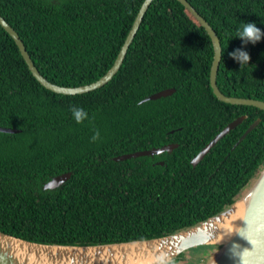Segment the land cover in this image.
Instances as JSON below:
<instances>
[{
  "label": "trees",
  "instance_id": "obj_1",
  "mask_svg": "<svg viewBox=\"0 0 264 264\" xmlns=\"http://www.w3.org/2000/svg\"><path fill=\"white\" fill-rule=\"evenodd\" d=\"M144 1L0 0V16L48 81L75 88L111 70ZM188 1L221 41L220 90L264 102V37L255 45L236 38L242 23L264 32V0ZM238 48L248 65L231 58ZM213 60L212 40L194 16L177 0H154L113 79L67 96L36 80L0 25V127L18 131L0 132V231L42 244L112 245L173 235L228 210L264 169V111L220 101L210 84ZM168 89L176 92L149 100ZM73 107L87 112L83 123ZM171 144L179 145L172 153L115 160ZM68 173L59 188H44ZM212 247L219 246L203 247L199 264Z\"/></svg>",
  "mask_w": 264,
  "mask_h": 264
},
{
  "label": "water",
  "instance_id": "obj_2",
  "mask_svg": "<svg viewBox=\"0 0 264 264\" xmlns=\"http://www.w3.org/2000/svg\"><path fill=\"white\" fill-rule=\"evenodd\" d=\"M154 0H145L142 4L137 17L134 21V24L126 38V41L117 57L116 62L114 63L111 70L100 80H98L95 83H92L90 85L82 86V87H61L56 84L51 83L48 81L38 70L36 65L34 64L32 57L30 56L24 42L20 38L17 31L2 17L0 16V25L11 35V37L14 39L16 44L18 45L20 52L28 65L32 75L36 78V80L44 86L46 89L57 93L61 95H82L86 94L92 91H95L99 88H102L107 83H109L113 77L117 74V72L120 70L121 66L123 65V62L126 58V55L128 54L129 48L131 47L137 32L139 31L142 22L144 20V17L146 13L148 12L152 2ZM180 2L193 16L194 18L200 23V25L206 30V32L209 34L213 47H214V60H213V66L210 74V84L211 88L213 90V93L215 96L218 97V99L226 104L230 105H236V106H249V107H255L259 110L264 111V102L260 100L255 99H247V98H236V97H229L225 95L220 88L218 87L217 83V77L222 61V45L221 41L216 33V31L212 28V26L207 22V20L192 6V4L188 0H177ZM175 89H168L165 91H161L149 98V100H158L163 97H169L172 96L175 93ZM246 119V116H242L236 120H234L232 123H230L227 127L223 129V131L218 134L193 160L192 165L196 167L205 157L206 155L211 151L212 148L216 146V144L223 139L228 133L235 130L238 126H240L243 121ZM260 119H258L255 123H253L249 129L246 131V133L243 135V137L240 139L238 145L245 140V138L260 124ZM0 132L3 133H17V130H12L8 128H2L0 127ZM237 145V146H238ZM179 147L178 144H171L166 145L161 148H154L147 151H140L136 153H131L127 155H123L120 157L115 158L116 161H123L131 158H137V157H143V156H151L154 157L156 155H161L165 152L172 153L175 149ZM164 165V163H160ZM71 174H65L62 176H58L54 179H52L50 182H48L45 185V189L54 190L62 186L67 180H69ZM239 202H245L246 204V211L244 213V216L242 218V221L240 223L239 229L236 231V233L233 235V237L236 236L238 232L243 231L247 234L249 239H254L257 234L264 233V169L255 181V183L252 185V187L248 190V192L240 198L238 201H236L228 210L225 212L212 217L208 219L205 222H202L194 227H191L187 230L181 231L179 233L169 235L162 238H155L147 241H135V242H128V243H121V244H112V245H99V246H67V245H50V244H42V243H36V242H30L6 233H3L0 231V237L2 238H9L12 240H15L17 242H22L27 244L28 247L37 250L38 249H50V250H83V251H93V250H102V249H110V248H116V247H123V246H131V245H138V244H148L152 242H162V241H170V246L167 247L163 252L159 254V256H156L157 258H164L163 261L155 262L153 264H170L177 260L181 256V259L178 260L175 264H182V257H188L189 253L192 252V250L204 247V246H219V250L213 255L211 260L207 264H237V261L232 259V257L229 254L228 248L229 244L228 241L224 243H216L214 241V236L217 234V232H214L210 225L211 223L220 218L221 216L228 213L237 203ZM231 237V239L233 238ZM230 239V240H231ZM240 243H243V241H240ZM48 252V251H45ZM236 255H241L239 249L234 250ZM244 259L249 261V264H264V249H261L257 251L255 247L248 249L245 248L244 252ZM45 262H35L32 261L33 264H52V262L48 263V259L44 257ZM70 263L68 264H104L103 262L100 263L99 261L97 263H94L93 261L88 262L87 260H83V257L78 255L77 257L69 259ZM134 261L132 259H120L116 262L110 261L108 264H133ZM0 264H15L14 260L6 255L0 254ZM61 264H63L61 262Z\"/></svg>",
  "mask_w": 264,
  "mask_h": 264
},
{
  "label": "bare ground",
  "instance_id": "obj_3",
  "mask_svg": "<svg viewBox=\"0 0 264 264\" xmlns=\"http://www.w3.org/2000/svg\"><path fill=\"white\" fill-rule=\"evenodd\" d=\"M246 211L245 202L237 203L228 213L214 220L210 228L217 232L214 236L216 243H224L233 237L240 227V223ZM170 246V241L152 242L148 244H138L131 246L116 247L110 249L83 251V250H50L38 249L34 250L22 242H17L9 238L0 237V254L12 258L15 264H33L35 262H45L44 257L48 259V263L52 264H68L69 259L83 257L88 262L108 264L110 261L116 262L120 259H132L133 264H153L165 259L157 258L161 252ZM48 251V252H45ZM51 264V263H50Z\"/></svg>",
  "mask_w": 264,
  "mask_h": 264
},
{
  "label": "clouds",
  "instance_id": "obj_4",
  "mask_svg": "<svg viewBox=\"0 0 264 264\" xmlns=\"http://www.w3.org/2000/svg\"><path fill=\"white\" fill-rule=\"evenodd\" d=\"M262 37H264V32L255 25V23H242V29L238 30L236 38H239L244 45L251 43L255 45L258 43ZM231 58L240 64V66L248 65L250 61V55L243 51L242 49H236L231 54ZM73 118L77 124L83 123L84 120L88 118L87 112L82 108L73 107L72 108ZM99 131H96L92 137V141L95 142L99 139ZM243 241V243H240ZM229 244V254L237 261V264H249V261L244 259L245 248L251 249L255 247L257 251L264 249V233H259L254 239H249L246 233L243 231L238 232L235 237L228 241ZM239 249L241 255H236L234 250Z\"/></svg>",
  "mask_w": 264,
  "mask_h": 264
},
{
  "label": "rangeland",
  "instance_id": "obj_5",
  "mask_svg": "<svg viewBox=\"0 0 264 264\" xmlns=\"http://www.w3.org/2000/svg\"><path fill=\"white\" fill-rule=\"evenodd\" d=\"M262 171H263V170H262ZM251 187H252V186H251ZM251 187H250V188H251ZM247 192H248V191H247ZM247 192H246V193H247ZM219 248H220V247H212L211 250H212L213 253L215 254V253L219 250ZM197 249H198V252H197ZM194 252H195L196 255H195L193 261H195V264H199V263H198V259L201 260L202 257H199L198 254H199V255L206 254V251H205V249H204L203 247H200V248H196V249H194ZM207 252L209 253V250H208ZM191 253H192V252L189 253V256L191 255ZM214 254H213V255H214ZM213 255H210V258H209V259L207 258L206 261L204 262V264H207V263L211 260V258L213 257ZM191 258H192V256H190V258L186 257V260H187V261H186V260H182V261H184V262H181V263H182V264H188ZM200 264H201V263H200Z\"/></svg>",
  "mask_w": 264,
  "mask_h": 264
},
{
  "label": "flooded vegetation",
  "instance_id": "obj_6",
  "mask_svg": "<svg viewBox=\"0 0 264 264\" xmlns=\"http://www.w3.org/2000/svg\"><path fill=\"white\" fill-rule=\"evenodd\" d=\"M195 252L194 251H192V253H191V255L190 256H192V258L190 259V261H189V263L188 264H195V262L193 261L194 260V257H195ZM183 259L182 260H186V257H182ZM187 261V260H186Z\"/></svg>",
  "mask_w": 264,
  "mask_h": 264
}]
</instances>
